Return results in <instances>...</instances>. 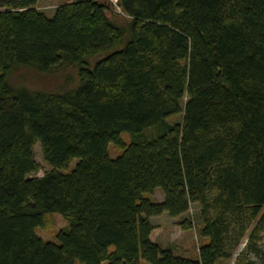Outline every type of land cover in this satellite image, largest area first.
I'll return each mask as SVG.
<instances>
[{"label":"trees","instance_id":"16d2710c","mask_svg":"<svg viewBox=\"0 0 264 264\" xmlns=\"http://www.w3.org/2000/svg\"><path fill=\"white\" fill-rule=\"evenodd\" d=\"M37 1L0 0V264H217L242 242L233 264H264V0H116L124 24L111 0ZM61 60L69 90L10 82ZM191 202L196 259L150 239ZM47 213L68 220L53 241Z\"/></svg>","mask_w":264,"mask_h":264},{"label":"rangeland","instance_id":"374dc122","mask_svg":"<svg viewBox=\"0 0 264 264\" xmlns=\"http://www.w3.org/2000/svg\"><path fill=\"white\" fill-rule=\"evenodd\" d=\"M71 0H38L35 4V9L51 16L59 4ZM114 4V14L112 18L118 24H124L127 17L116 6V1L111 0ZM115 15V16H114ZM10 82L17 86H25L33 91H47V92H63L73 88L78 83L77 68L74 65L68 64L61 60L49 72H42L33 67L17 66L14 67L9 75ZM182 114L170 116L168 121L170 123H181ZM154 129L148 128L144 131L146 135H150ZM122 140L125 144L130 141V135L127 132L121 134ZM34 158L39 163V170L31 173L30 176H41L44 172L48 171L51 167L45 162L42 157L39 143H35ZM108 154L110 157H116L121 148L109 143L107 146ZM72 162L68 168L73 165ZM146 197L153 201H162L163 193L160 189L156 188L151 193H147ZM150 223L152 230L150 232L151 241L157 243L163 248H170L174 254L196 259L198 256L199 246L205 242L199 234L201 220L199 216L198 204L191 202L187 211L178 215L170 216L166 212L159 215L150 216ZM68 220L60 213H47L43 217L41 226L35 229L36 234L43 240H55L56 233L66 228ZM242 242L235 250L233 256L229 259H220L217 264H233L236 254L243 247ZM78 264V263H77ZM101 264H105L102 262ZM139 264H149L147 261L141 259Z\"/></svg>","mask_w":264,"mask_h":264},{"label":"bare ground","instance_id":"6f19581e","mask_svg":"<svg viewBox=\"0 0 264 264\" xmlns=\"http://www.w3.org/2000/svg\"><path fill=\"white\" fill-rule=\"evenodd\" d=\"M116 1V0H115Z\"/></svg>","mask_w":264,"mask_h":264}]
</instances>
